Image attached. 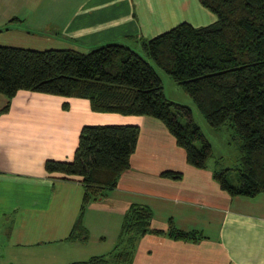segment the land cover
<instances>
[{
    "label": "crops",
    "instance_id": "crops-1",
    "mask_svg": "<svg viewBox=\"0 0 264 264\" xmlns=\"http://www.w3.org/2000/svg\"><path fill=\"white\" fill-rule=\"evenodd\" d=\"M0 46L88 52L127 44L143 23L136 0H1ZM126 7H125V6ZM214 23V22H213ZM0 94V264H68L108 252L130 206L150 208V228L196 231L199 240L146 233L131 264H264V193L231 196L196 169L158 120L94 113L89 102L19 91L9 109ZM64 105L67 109H64ZM85 125L139 127L130 167L114 188L84 209L87 239H69L84 192L82 177L45 171L70 162ZM163 171L181 172L174 180Z\"/></svg>",
    "mask_w": 264,
    "mask_h": 264
},
{
    "label": "trees",
    "instance_id": "trees-1",
    "mask_svg": "<svg viewBox=\"0 0 264 264\" xmlns=\"http://www.w3.org/2000/svg\"><path fill=\"white\" fill-rule=\"evenodd\" d=\"M199 2L217 16L214 23L201 28L181 23L141 39L140 50L183 90L211 128L233 131L237 166L212 168V175L231 196L254 197L264 193V0ZM19 91L85 99L94 113L154 118L185 151L189 166L208 169L213 157L190 109L164 96L155 69L126 44L111 42L84 53L0 46V94L8 100L1 112L8 111ZM138 137L137 126L85 125L72 161L45 162L49 173L82 177L84 192L69 239H87L84 209L105 197L129 169ZM161 176L179 180L182 173L163 171ZM151 217L150 208L130 206L113 248L68 264H131L136 242L146 233L201 238L196 231L177 229L172 220L166 231L151 229Z\"/></svg>",
    "mask_w": 264,
    "mask_h": 264
},
{
    "label": "rangeland",
    "instance_id": "rangeland-1",
    "mask_svg": "<svg viewBox=\"0 0 264 264\" xmlns=\"http://www.w3.org/2000/svg\"><path fill=\"white\" fill-rule=\"evenodd\" d=\"M4 4L0 0V7ZM116 4L117 1L113 0L112 5L116 7ZM129 8L137 20L141 19L144 26L141 32L127 39V44L155 69L161 80L164 96L169 101L190 109L192 121L199 127L212 147L213 157L208 162L209 168L236 167L239 151L233 131L228 127L219 130L211 128L192 100L170 76L156 68L153 62L141 52L139 44L141 39L149 40L181 23H188L195 28L208 26L217 20V16L204 8L199 0H136L134 4L129 5ZM180 122L185 123L186 119H180ZM111 248L112 246L107 249Z\"/></svg>",
    "mask_w": 264,
    "mask_h": 264
}]
</instances>
